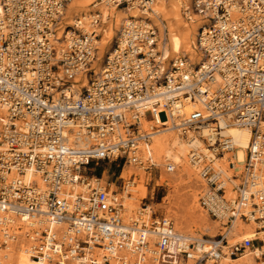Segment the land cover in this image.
I'll list each match as a JSON object with an SVG mask.
<instances>
[{
    "label": "built area",
    "instance_id": "built-area-1",
    "mask_svg": "<svg viewBox=\"0 0 264 264\" xmlns=\"http://www.w3.org/2000/svg\"><path fill=\"white\" fill-rule=\"evenodd\" d=\"M71 1L0 0V247L18 241L21 224L32 258L47 264H202L256 251L253 239L227 246L226 230L239 218L264 229V0L183 1V18L203 22L199 63L184 53L168 59L154 20L129 17L99 71L103 13L65 24ZM100 1L143 12L154 4ZM80 74L88 85L76 96ZM232 124L253 131L241 169L220 162L236 150L223 134ZM161 130L190 141L206 183L200 205L225 230L218 237L192 241L152 211L157 186L166 187L149 151ZM119 161L121 192L103 181ZM103 163L110 169L100 171ZM125 164L149 178L131 215ZM166 170L176 171L170 160ZM260 243L256 264H264Z\"/></svg>",
    "mask_w": 264,
    "mask_h": 264
},
{
    "label": "bare ground",
    "instance_id": "bare-ground-1",
    "mask_svg": "<svg viewBox=\"0 0 264 264\" xmlns=\"http://www.w3.org/2000/svg\"><path fill=\"white\" fill-rule=\"evenodd\" d=\"M183 1L185 0H154L152 10L143 12L137 6L126 9L100 0H72L66 8L65 24H71L76 16L88 18L96 10L103 13V25L100 30L102 38L98 45V59L95 62L97 71L102 69L106 54L111 51L123 21L129 17H149L154 20L165 40V55L168 59L184 53L194 63H199L202 55L197 47V36L203 22L199 18L191 22L183 19L181 14ZM76 82L78 84H75L74 91L78 96L82 93L83 86L88 85V80L85 74H80ZM195 108L196 106L190 103L187 111L192 112ZM153 125H160V121L158 120V123L146 122L144 128L147 129ZM262 126L264 127V123ZM223 134L233 138L236 150L227 153L220 162L226 164L228 159H233L236 167L241 169L247 159V149L253 136L252 129L232 124L224 127ZM149 151L152 161L161 170L160 183L166 185L168 190L160 203L151 204L152 211H161L164 216L173 218L178 233L191 238L192 241L201 240L204 235H208L210 239L218 237L221 228L224 227L222 223L211 218L200 205V194L206 188V183L190 160V141L184 138L178 130H161L154 134ZM168 160L175 165L176 171L167 172ZM134 175L137 176L135 184L130 181ZM121 177L127 180L126 211L128 215H131L149 193L148 173L145 167L125 164ZM20 226L21 224H18L16 227L19 231L18 241L6 247H0V264H47L32 258L29 251L30 241L25 235L26 230L24 227L23 230H19ZM260 228H262L261 225L255 221L246 222L240 218L235 220L226 230L227 246L240 244L245 239H253L256 251L247 250L239 258L226 255L217 263L208 259L207 263L256 264L257 256L261 251L260 242L264 241V229ZM205 248L208 249V247ZM195 249L193 253H196ZM194 261L190 260V263ZM74 264L81 263L75 262ZM145 264L155 263L153 259H150Z\"/></svg>",
    "mask_w": 264,
    "mask_h": 264
},
{
    "label": "rangeland",
    "instance_id": "rangeland-1",
    "mask_svg": "<svg viewBox=\"0 0 264 264\" xmlns=\"http://www.w3.org/2000/svg\"><path fill=\"white\" fill-rule=\"evenodd\" d=\"M181 14H182V12H181ZM183 17V16H182ZM184 19V18H183ZM112 48V47H111ZM104 64V63H103ZM148 117H151V115H149ZM121 164H122V161H119V162H117V163H115L114 164V166L112 167V169H110L109 167H110V164H108V163H103V164H101V167L99 168L100 169V171H102L103 169H110V171H106L105 173H104V179H103V181L105 182V183H110L111 185H112V189L113 190H117V191H119V192H121V188H122V184H123V181L122 180H118L117 179V177H119V175H120V170H119V167L121 166ZM114 173H115V175H114ZM90 176H93V174H89ZM96 176H98V177H102V174L100 173V172H98L97 174H95ZM124 182H126L127 183V180H124ZM157 192H159V194H157L158 196L156 197V199H155V203H160L161 201H162V197L163 196H165L166 194H167V192H168V190H167V187H165V188H163V187H161V188H159L158 186H157ZM164 198V197H163ZM139 206H141V204L139 205ZM139 206L136 208V209H138L139 208ZM161 212V211H160ZM162 213V212H161ZM225 230H224V228H221V232H220V234L221 233H223ZM203 238L205 239V240H210V238L211 237H209L208 235H204L203 236ZM242 243V242H241ZM255 243V242H254ZM241 257V256H240ZM208 259H210V258H205V260H203V262H202V264H208L207 262H208ZM212 260V259H211ZM182 264H195V261L193 262V263H190V261H188V262H185V263H182Z\"/></svg>",
    "mask_w": 264,
    "mask_h": 264
}]
</instances>
